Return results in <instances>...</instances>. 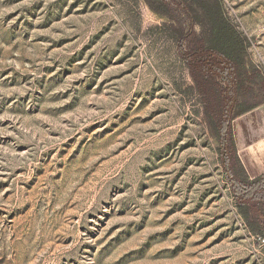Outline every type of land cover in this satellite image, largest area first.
I'll use <instances>...</instances> for the list:
<instances>
[{
  "label": "rangeland",
  "instance_id": "obj_1",
  "mask_svg": "<svg viewBox=\"0 0 264 264\" xmlns=\"http://www.w3.org/2000/svg\"><path fill=\"white\" fill-rule=\"evenodd\" d=\"M220 3L264 77V0ZM189 24L0 0V264H264L176 51Z\"/></svg>",
  "mask_w": 264,
  "mask_h": 264
},
{
  "label": "trees",
  "instance_id": "obj_2",
  "mask_svg": "<svg viewBox=\"0 0 264 264\" xmlns=\"http://www.w3.org/2000/svg\"><path fill=\"white\" fill-rule=\"evenodd\" d=\"M143 1L157 15L169 20L179 16L190 23L188 30L175 33L177 54L217 140L234 207L248 232L264 238V175L248 177L232 130L236 118L264 105V77L248 60V40L229 22L219 0Z\"/></svg>",
  "mask_w": 264,
  "mask_h": 264
},
{
  "label": "crops",
  "instance_id": "obj_3",
  "mask_svg": "<svg viewBox=\"0 0 264 264\" xmlns=\"http://www.w3.org/2000/svg\"><path fill=\"white\" fill-rule=\"evenodd\" d=\"M238 157L250 179L264 175V105L233 121Z\"/></svg>",
  "mask_w": 264,
  "mask_h": 264
},
{
  "label": "built area",
  "instance_id": "obj_4",
  "mask_svg": "<svg viewBox=\"0 0 264 264\" xmlns=\"http://www.w3.org/2000/svg\"><path fill=\"white\" fill-rule=\"evenodd\" d=\"M219 1L221 2V0H219ZM222 1H224V0H222ZM258 242H260V244H264V239L258 238Z\"/></svg>",
  "mask_w": 264,
  "mask_h": 264
}]
</instances>
